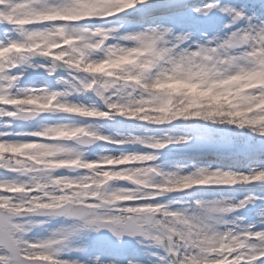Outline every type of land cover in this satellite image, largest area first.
Here are the masks:
<instances>
[{
  "label": "snow or ice",
  "instance_id": "snow-or-ice-1",
  "mask_svg": "<svg viewBox=\"0 0 264 264\" xmlns=\"http://www.w3.org/2000/svg\"><path fill=\"white\" fill-rule=\"evenodd\" d=\"M261 22L264 0H0V264H264ZM249 30L251 69L187 70Z\"/></svg>",
  "mask_w": 264,
  "mask_h": 264
},
{
  "label": "clouds",
  "instance_id": "clouds-1",
  "mask_svg": "<svg viewBox=\"0 0 264 264\" xmlns=\"http://www.w3.org/2000/svg\"><path fill=\"white\" fill-rule=\"evenodd\" d=\"M243 10H245L244 6H242V11ZM243 19L244 17L242 15L237 14L236 16L232 17L231 23H239ZM261 24L262 26L256 31V36H260V33L264 32V22H261ZM21 35H23V32ZM261 40H264V37H261ZM256 42V37L252 36V30H249L247 34H240L238 37L231 38L226 45L218 44L216 47H209L205 50H202L196 55L192 63L186 64V68L188 71H193L195 68H198L201 71H204L206 74H211L213 76H219L222 73L239 72L241 70L251 69L254 64L252 59L245 54V51L247 49L253 48ZM247 83L248 82L245 80H240L238 83H235L233 87L236 89H243ZM248 115L254 116V118L264 122V114L248 113ZM98 131V128L91 126L89 129L82 130L78 136V144L88 145L93 143L94 137ZM51 156L69 158L71 154L65 150L57 149L51 153ZM42 158L44 157L42 156ZM73 171L75 170L73 169ZM135 175H138V173ZM50 177L51 173H47L43 179L46 182L51 183ZM142 179L146 180L147 182H163L166 177H161L158 174H154L149 171L146 176L142 177ZM55 187L56 186L53 185V188ZM211 243V234L207 235L201 240V245L203 246H208ZM55 254L59 255L60 250L57 249Z\"/></svg>",
  "mask_w": 264,
  "mask_h": 264
},
{
  "label": "rangeland",
  "instance_id": "rangeland-1",
  "mask_svg": "<svg viewBox=\"0 0 264 264\" xmlns=\"http://www.w3.org/2000/svg\"><path fill=\"white\" fill-rule=\"evenodd\" d=\"M53 226H55V222H54Z\"/></svg>",
  "mask_w": 264,
  "mask_h": 264
}]
</instances>
